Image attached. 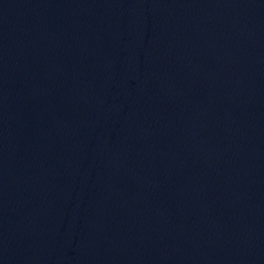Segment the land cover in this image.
<instances>
[{
	"label": "water",
	"instance_id": "obj_1",
	"mask_svg": "<svg viewBox=\"0 0 264 264\" xmlns=\"http://www.w3.org/2000/svg\"><path fill=\"white\" fill-rule=\"evenodd\" d=\"M0 264H264V0H0Z\"/></svg>",
	"mask_w": 264,
	"mask_h": 264
}]
</instances>
